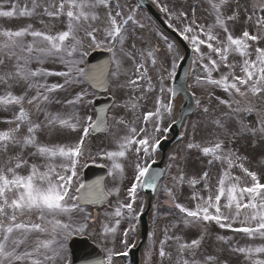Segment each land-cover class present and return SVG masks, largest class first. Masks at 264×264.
I'll return each instance as SVG.
<instances>
[{
    "label": "snow or ice",
    "instance_id": "1",
    "mask_svg": "<svg viewBox=\"0 0 264 264\" xmlns=\"http://www.w3.org/2000/svg\"><path fill=\"white\" fill-rule=\"evenodd\" d=\"M152 3L165 16L168 29L179 37L183 53L175 39L138 17L139 4L0 0V18L30 21L17 28L0 27V111L11 113L2 121L8 127L0 130V264H70L65 242L92 220L83 205L110 194H98L96 185L86 187L77 179L81 158L88 152L86 138L99 131L111 132L113 150L97 153L111 162L110 174L120 184L129 179V167L133 174L127 201L106 213L115 217V226L105 225L103 230L106 241L111 234L112 246L105 249L106 259L95 264H114L117 257L127 256L129 233L136 232L144 212L143 205L136 207L138 190L145 188L161 189L169 205L166 215L176 217L163 229L158 249L161 264L172 259L166 251L169 241L175 244L176 264H228L219 255L201 252L210 225L243 234L244 244L234 237L216 236L224 250L239 258L238 264H264V171L260 170L264 157L254 168L252 158L240 151L238 143L246 137L264 139V0H206L205 20L197 15L200 0L188 9L178 7L174 0ZM241 21L242 30L236 35ZM57 24L63 27L58 29ZM153 32L163 47L150 41ZM101 43L111 53L114 69L110 75L115 86L139 93L118 105L133 119L114 115L111 127L107 114L101 112L93 119L84 111L92 103L93 91L108 83L81 66L88 55L86 47ZM188 50L192 78L178 90L177 68ZM50 63L58 67H46ZM50 78L59 79L50 82ZM73 89L70 97H61ZM197 89L206 94L207 103L197 98ZM189 90L205 119L192 123L190 133L185 129L189 139L183 154L170 157L169 168L175 166L177 175L171 177L170 185H160L164 173L150 169L156 163L161 134L176 124L184 125L183 109L177 115L175 101L181 91L188 94ZM217 90L225 96L216 95ZM153 93L152 109L141 113L137 126L141 101ZM213 101L225 111L217 114ZM75 132L80 134L72 140ZM193 151L208 170L188 176L183 165ZM213 168L218 170L214 184ZM185 184L192 189L191 207L179 202ZM114 194L119 197L120 187ZM121 219L127 220L128 227L122 234L123 249L117 250L115 237ZM176 229L198 231L195 238L186 239L182 234H169ZM154 251L152 241L149 260Z\"/></svg>",
    "mask_w": 264,
    "mask_h": 264
},
{
    "label": "rangeland",
    "instance_id": "2",
    "mask_svg": "<svg viewBox=\"0 0 264 264\" xmlns=\"http://www.w3.org/2000/svg\"><path fill=\"white\" fill-rule=\"evenodd\" d=\"M122 2H125V3L133 5V6L138 4L137 0H122ZM174 2L177 4L178 7H180L182 5L184 8L188 9L193 4H195L197 2V0H174ZM200 3H201V8L198 9L197 15H198V17L201 18V20H205L206 14L204 12V8L207 7V3H206V0H200ZM137 15L144 23H150V24L154 25L142 9H139V12L137 13ZM29 22L30 21L25 20V19L6 20L3 18H0V27L17 28V27L24 26ZM31 22L35 24L36 28H41V25L38 22H36V21H31ZM207 22H211V18H207ZM62 27H63L62 25L57 24L58 29H61ZM242 27H243V21H241V24H238L236 26V29H235L236 35L240 34ZM98 39H101V37H99V35H98ZM149 39L153 44H156L159 42L161 47H163V42L158 40V37L155 35V32L149 34ZM84 44H85V46L88 45L87 39L84 40ZM262 46H264V42H262ZM99 47L107 48L106 46H104L103 43H101V45ZM93 48H98V47H86V50L89 53V51L92 50ZM232 62H235L234 58H233ZM81 66L84 67L85 64L81 65ZM46 67L54 68V67H58V66L50 63V64L46 65ZM112 67L114 69L113 65H112ZM126 67L131 69L130 64H126ZM150 74L155 76L156 75L155 70L150 69ZM214 75L217 76V73H214ZM58 79L59 78H50V82H55ZM122 79H124V77H122ZM171 83L172 82H169V86H171ZM73 91H74V89L69 90V92H64L60 95L62 98L70 97V95L72 94ZM110 93L115 98V102H116L115 106H113V108L111 109V111L109 113L110 127L113 123V121L111 120V117L114 115H124L129 120H132L133 119L132 114L129 113L126 109L118 107V105L123 104L129 98V96L138 95L139 93L134 94L130 91V89H119L115 86V82H113L112 80H111ZM154 95H155L154 93L149 94V96L147 97L146 100L141 101V104L143 105V107L139 111H137V113H136L137 126H140L139 117H140L141 113L149 111L152 109V106H153L152 105V97ZM216 95H219L221 97L225 96V94L220 90L216 91ZM94 96H95V94L93 93L89 97V99L94 97ZM196 96H197V98H200V99H202V101L207 103V96H206V94H204L202 92V90L197 89L196 90ZM53 107L58 108L59 106L54 105ZM212 107L215 109L217 114L225 111L223 106H217L215 101H213ZM195 108L196 109H195L194 115L191 118H189V120L186 123V126L184 127V130L182 133L183 142H180L179 144H177V146L173 149L170 157L173 155H176V154H181V155L183 154L182 150L184 149V147H185V145L189 139V135L186 134L185 129L187 128V132L190 133L192 123H194L198 120L203 121L205 119V117L202 115L201 111L199 109H197L196 105H195ZM84 111L87 114L92 115L94 118V112L92 111V107L90 105H87V107L84 109ZM8 117H10V112L0 111V130H5L8 127V125H6L5 123L2 122L3 119L8 118ZM164 126L165 127L169 126V122L167 120L165 121ZM112 131H115V129L113 128ZM165 134L166 133H162L161 138H163L165 136ZM73 135H75L77 137V136H79V132L71 133V136H73ZM41 138L45 139L44 137H41ZM49 139H51V138H49ZM238 143H239L240 151L242 153L247 154L249 157H251L252 161H253L252 166L254 168L257 167V164L260 161V159L262 157H264V139H259V138L253 139L252 137H246L243 140L239 141ZM87 146H88V152H86L85 155L81 158V162H80L81 166L78 170L79 175H78L77 179H78L79 183H81L82 167L87 162H90L92 159H96L97 161H99V155H97V153L101 152L102 150H113L114 145L111 143V132H109L108 134L103 135V136L101 135V136L91 137L90 140L88 141ZM199 160H200L199 154L197 152L193 151L190 154L187 162L183 165L185 173L188 176H192L194 174L200 175V174H202L203 171L207 170V167L205 165L203 166L202 170H201V167H200V169L198 168L196 163L198 164ZM104 162H105V165L110 166V164H111V162L107 161V160ZM170 163H172V162L170 161V158H169V160L167 162V166H166L165 178L162 182V185L165 183H168L170 185L171 184V177L177 175V168L175 166L169 168ZM260 170L264 171V168H261ZM127 171H128L129 179L125 180L123 184H120L119 181L115 180L113 175L109 176L110 181H109L108 185L113 190L116 187H120L119 197H117L114 194V192H112L113 190L111 191L109 189L110 193L112 194V197H111L109 203L106 205L105 209H102L101 211H99L97 220L94 223H90L89 222L90 220H89L87 222V227L83 231H75V232H73L72 235L77 234V233H83L85 235H88L93 241H96L97 243H103L102 241L104 240V231H103L104 226L105 225L115 226V217L110 216V215H106V213H113L115 208L118 206V202H126L127 201V187L129 186V180L131 179V176L133 174L131 167H129ZM217 171H218L217 168H213L211 170L213 184L215 183L216 178H217ZM237 174H240V173L237 172ZM191 193H192V189L187 184H185L179 193V202L183 203L189 207L193 206L194 202L190 199ZM166 199H167V197L164 196L163 191L161 190V192L159 193L158 197L155 200L154 212L152 213L151 219H150V232H149L150 243H149L148 247H145V249L143 250L144 251L143 252V264H161V260H160L159 255H158V249H159V242L164 237L163 229L166 225H169L171 222H173L176 219V217L174 215H166V213L169 211V205L164 203V201ZM144 202H145L144 197H143V195L139 194V190H138V199L136 202V207L139 208L141 205L144 206ZM86 210L88 212H90L91 214L93 213L91 209H86ZM171 211L175 212L176 210L171 209ZM92 217H93V215H92ZM77 219L79 221H82L83 217L78 215ZM125 222H127V220L124 221V219H121V223L119 225V228L117 229L118 236L116 234L115 239H117L118 244H119L120 234L126 225ZM181 228H183V226H181ZM213 233H218L219 235H225V236H227L228 234L232 235L231 233H228L227 231L221 230L218 226L210 225L209 226V235L212 236V235H214ZM169 234L170 235L182 234L187 239L188 238H195L197 235V233H195V229H192V231L189 229H186L185 233H181L180 229H176V230H174V232L169 233ZM131 235H132V237H131V239H132L131 242H132L135 237H134V234H131ZM71 236H69L68 239ZM233 236H235L234 239L236 240V235H233ZM109 237H111L110 234H109ZM237 237H239V236H237ZM211 238H213V237L208 236V238L205 239L204 244H203V251L206 254H210L212 252V250L214 249V245H212L211 242H209V241H211ZM68 239L65 242V247H66ZM152 241H155V243H156V251L153 252L151 259L149 260V258L147 256V252H148V249H149ZM241 241L243 242V239ZM169 243L173 246V247H171L172 249H169L170 250L169 252L172 254V259L171 260L165 259L163 261V264H176L177 253L175 250V244L172 241H169ZM243 243H246V240ZM218 246L219 247H217L218 248L217 251L219 252V249H220V251H222L223 245L218 244ZM119 250H120V248H119ZM214 254L217 255V252H215ZM218 255L221 256L222 259L224 258V259H227L229 262L231 261L232 257L229 253L224 252V253H222V254L220 253ZM237 262L238 261L235 260V264Z\"/></svg>",
    "mask_w": 264,
    "mask_h": 264
},
{
    "label": "water",
    "instance_id": "3",
    "mask_svg": "<svg viewBox=\"0 0 264 264\" xmlns=\"http://www.w3.org/2000/svg\"><path fill=\"white\" fill-rule=\"evenodd\" d=\"M140 4L148 10L150 15L156 20V22L162 27L164 31H166L168 34H170L184 49L183 44L181 43L180 39L176 34H174L164 21L161 19V14L155 9V7L150 3V0H139ZM191 65V52L190 50L187 51V58L183 60L180 63L175 85L177 89H181L182 86L185 85V80H188L189 72H190V66ZM87 67L93 71L96 76L98 77L100 82L107 81V75L110 70V63H109V52L104 50H97L90 54L88 57V65ZM188 74L187 77L185 74ZM108 82V81H107ZM106 88H108V83L106 85ZM105 87H98L97 90H104ZM181 95H183V104L181 105V109H183V116L184 119L187 115L191 114L193 112V99L190 96V92L188 94H185L183 91L180 92ZM113 100L111 98H98L94 101V105L99 112V115L101 112L105 113L107 112L108 108L112 104ZM180 128L181 124H176L171 127L169 133L172 134V137L170 139H166L160 143V147L158 151H160L161 156L156 161L154 165H152V169H150V172L152 170L164 172V164L166 161V157L168 154L169 149L180 139ZM101 132V131H99ZM104 132V131H103ZM97 133V132H96ZM95 134V133H93ZM163 177V176H162ZM162 177L159 179L158 184ZM106 178V170L105 169H97L93 166H89L84 171V185L92 186L96 185L98 189V194L106 193L105 187H104V180ZM147 179V177L145 178ZM144 193L148 195V205L144 213L140 217L141 222V239L138 243V246L132 250V261L134 264H139L140 261V251L143 248L146 239H147V230H148V216L152 209V200L156 192H153L151 189L145 188L143 189ZM108 195H102L100 199H96L99 201V204L103 203L104 201L108 200ZM96 202V201H95ZM84 246H87V239L85 238H74L72 239L70 243V247L72 250L74 248L77 250V253L74 254V259H79L80 253L79 250H82Z\"/></svg>",
    "mask_w": 264,
    "mask_h": 264
},
{
    "label": "flooded vegetation",
    "instance_id": "4",
    "mask_svg": "<svg viewBox=\"0 0 264 264\" xmlns=\"http://www.w3.org/2000/svg\"><path fill=\"white\" fill-rule=\"evenodd\" d=\"M108 245H111V244H108ZM111 246H112V245H111ZM111 246H110V247H111ZM117 249H119V248H117ZM120 258H121V260H123V261H125V259H126L125 257H122V256L119 257V259H120ZM200 258H202V257H200Z\"/></svg>",
    "mask_w": 264,
    "mask_h": 264
},
{
    "label": "bare ground",
    "instance_id": "5",
    "mask_svg": "<svg viewBox=\"0 0 264 264\" xmlns=\"http://www.w3.org/2000/svg\"><path fill=\"white\" fill-rule=\"evenodd\" d=\"M178 103H179V102H178ZM178 103H177V104H178Z\"/></svg>",
    "mask_w": 264,
    "mask_h": 264
}]
</instances>
